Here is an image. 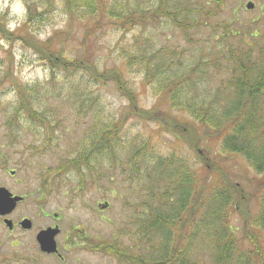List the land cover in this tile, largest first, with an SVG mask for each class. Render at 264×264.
Wrapping results in <instances>:
<instances>
[{
  "label": "trees",
  "instance_id": "16d2710c",
  "mask_svg": "<svg viewBox=\"0 0 264 264\" xmlns=\"http://www.w3.org/2000/svg\"><path fill=\"white\" fill-rule=\"evenodd\" d=\"M227 1L156 0L155 6L145 8L140 6L142 0H136L138 4L130 8L129 0H45L46 9L61 3L70 18L68 27L81 17L79 12L95 29L105 18L110 21L108 25L125 31L150 28L160 19L175 26L193 49H158L151 36H143L135 40L137 52L130 56L142 66L144 87L157 85L151 110L139 107L138 94L121 70L99 72L92 54L69 59L63 50H55L53 40L65 31H56L45 41L32 38L29 27L37 15L34 1L25 0L28 10L23 24L12 31L1 30L3 35L17 36L38 54L49 65L52 78L62 71L69 82L71 71L70 82H76V75L86 71L96 80L113 81L129 100L128 110L120 119L88 138L83 136L74 156L49 168L40 188L47 197L55 180L69 171L77 172L79 189L86 187V180L94 184L103 179L114 181L116 172L131 179L136 178L133 173L148 178L146 217H132L128 227L121 230L127 234L125 244L117 238L99 243L96 248L105 254H143L141 264H264V0L259 5V17L249 22L234 13L227 15ZM204 30L209 33L205 35ZM92 34L88 29L84 40L89 41ZM27 35L32 42L26 40ZM183 52H195L196 59L187 65ZM182 66L180 73L165 74ZM13 85L29 124L45 130L46 137L56 126L70 131L60 127V121L50 122L45 110L33 108L28 95L33 87L16 81ZM74 94L80 97L77 88ZM173 110L187 113L196 124L173 116ZM135 117L153 120L161 129L172 131L177 143L196 151L200 167L192 166L177 149L158 154L151 148V138H143L119 158L114 142L120 140L126 122ZM181 123L188 125L183 133L177 132ZM47 143L48 139L43 145ZM230 155L243 159L254 175L244 174L243 183L235 182V174L226 165ZM249 199L255 201V210L248 208ZM239 210L244 219L242 235L231 223Z\"/></svg>",
  "mask_w": 264,
  "mask_h": 264
},
{
  "label": "rangeland",
  "instance_id": "374dc122",
  "mask_svg": "<svg viewBox=\"0 0 264 264\" xmlns=\"http://www.w3.org/2000/svg\"><path fill=\"white\" fill-rule=\"evenodd\" d=\"M30 1H34L37 6V15L31 20L29 27L32 38L39 42L45 41L54 32L65 31L53 40L55 50H63L69 59L92 54V62L99 72L121 70L130 87L138 94L139 107L144 110L153 109L157 85H143L142 66L134 58H130L137 52L135 40L151 36L152 43L158 49H193L167 19H160L157 25L150 28L141 30L140 27H135L125 31L118 25L109 26L107 22L110 21L105 18L101 27L95 29L93 22L83 12H79L81 17L68 27L70 18L60 2L51 9H46L45 0ZM261 1L228 0L225 5L227 15L234 13L235 17L248 22L256 20L259 17ZM250 2L254 4L252 9L246 7ZM142 3L140 6L151 8L155 6L156 0H142ZM13 4L21 5L16 14H11ZM136 4V0L128 2L130 8H134ZM119 5L122 6L119 7L121 10L124 9L122 2ZM27 10L25 0H0V187L25 198L9 215L0 216V264H63L56 257L42 254L36 240L40 230L55 224L62 229L56 236V242L63 254H74L86 264H115L113 259L103 252H97L94 247L104 237L109 242L117 238L122 244L126 243L127 234L121 230L128 227L132 217L145 218L148 213L149 208L144 205L145 199L150 196L146 189L148 178L143 179V174L133 173L131 175L136 178L131 179L116 172L117 178L114 181L103 179L101 183L94 184L91 183L92 180H86V187L79 189L80 178L77 172L69 171L55 180V185L47 197L41 192V183L49 168L57 167L64 158L76 154L75 149L79 148L78 142L83 136L88 138L113 120L120 119L128 110L129 100L113 81L96 80L85 74L86 71L76 75V82H70L71 71H68L69 82L62 71L57 74L56 79L52 78L49 65L30 47L24 45L15 35L9 36L6 32L4 35L7 37H4L2 28L10 31L18 28L25 21ZM88 29L93 34L86 41L84 38ZM203 33L206 35L209 32L204 30ZM31 36L27 35L26 40L30 41ZM195 48L197 49V45ZM194 53L183 52V62L188 65L191 60H195L197 55ZM182 69L183 66L179 71L170 70L165 74L173 76ZM13 81L33 87V91L28 94L33 108L45 110L50 122L60 121L59 126H66L70 131L65 132L63 128L56 126L46 137L45 130L41 131L37 125L29 124L23 118V111L18 105V93L13 88ZM75 88L80 97L74 94ZM172 115L194 122L187 113L179 110H173ZM187 126L181 123L177 132L183 133ZM199 135H202V131ZM143 138H151V148L158 154L171 153L177 149V153L192 166H199L196 151L191 150L187 144L177 143L172 131L161 129L153 120H138L137 117L126 122L120 140L114 142L119 158L126 151L129 153ZM46 139L49 143L44 146ZM226 165L235 174V182L243 183L241 177L244 174L254 175L250 166L238 156H228ZM106 203H109V207L103 210L100 204ZM255 207V201L249 199L248 208L255 210ZM56 214L59 215V221L56 220ZM6 218L15 224L28 218L33 229L26 231L17 226L10 231L3 223ZM243 220L240 210L231 220L239 235L245 232ZM84 231L90 237L87 244L77 247L74 252L67 253L63 250L66 243L72 249L74 236L82 235ZM246 231L249 229L246 228ZM90 241H93L92 244ZM75 262L70 260L65 264H76Z\"/></svg>",
  "mask_w": 264,
  "mask_h": 264
},
{
  "label": "flooded vegetation",
  "instance_id": "af4514ba",
  "mask_svg": "<svg viewBox=\"0 0 264 264\" xmlns=\"http://www.w3.org/2000/svg\"><path fill=\"white\" fill-rule=\"evenodd\" d=\"M25 200V198L23 197V200L21 201V202H19V203H22L23 201ZM18 203V204H19ZM105 205H107V206H104V205H102V204H100V206H101V208L103 209V210H105V209H107L108 207H109V203H106ZM16 209V208H15ZM14 209V210H15ZM13 210V211H14ZM12 211V212H13ZM55 216H57V218H56V220H58L59 221V215L58 214H56ZM24 219H27V218H23L18 224H15L14 222H13V227L12 228H8L10 231H13L17 226H19V227H21L23 230H32L33 229V225H31V227L29 228V229H25V228H23L22 227V225H21V222L24 220ZM4 221V220H3ZM48 228H59V232H62V229L60 228V226L59 225H57V224H55V225H51V226H47V228H44V229H42V230H45V229H48ZM42 230H40V231H42ZM39 231V232H40ZM60 234V233H59ZM68 238V237H67ZM89 239H90V237L86 234V232L84 231V234H77V235H75L74 236V238H73V244H72V249H69L68 247L70 246V245H68L67 243H66V246H63V250L64 251H66L67 253H69V252H74L76 249H77V247H81L82 245H84V244H87V242L89 241ZM36 240H37V236H36ZM94 240V239H93ZM108 239L106 238V237H104V238H101V240L99 241V243H101V242H103V241H107ZM91 242V244H92V242L93 241H90ZM37 243H38V241H37ZM57 243V242H56ZM89 245L90 247H92V245ZM38 246H39V248H40V245H39V243H38ZM57 248H58V251L57 252H53V253H48V252H44V251H42L41 249H40V251H41V253L42 254H46V255H50V256H53V257H56V258H58L59 259V261L61 262V263H63V264H65L67 261L69 262L70 260L71 261H76L75 263L76 264H86L85 262H83V261H81V258H79V257H76V256H74V254H63L62 252H61V250H60V247L58 246V244H57ZM93 248V247H92ZM94 250H97V252H103V253H105L102 249H97V248H95L94 247ZM104 255H106V256H108L110 259H113L114 260V262H115V264H141L140 263V261H142L141 259H142V256H143V254H104ZM133 258H139V261H134L133 260Z\"/></svg>",
  "mask_w": 264,
  "mask_h": 264
},
{
  "label": "water",
  "instance_id": "95a60500",
  "mask_svg": "<svg viewBox=\"0 0 264 264\" xmlns=\"http://www.w3.org/2000/svg\"><path fill=\"white\" fill-rule=\"evenodd\" d=\"M248 9L254 8L253 3H248L246 5ZM23 200V197L13 195L8 189L0 187V216L9 215L18 205L19 202ZM107 206V205H104ZM4 224L10 229L13 227V221L10 219H4ZM21 225L25 229H29L32 225L30 219H24ZM59 228H48L40 231L37 234V241L40 245V249L44 252L53 253L57 252L56 236L59 233Z\"/></svg>",
  "mask_w": 264,
  "mask_h": 264
},
{
  "label": "clouds",
  "instance_id": "9594fccd",
  "mask_svg": "<svg viewBox=\"0 0 264 264\" xmlns=\"http://www.w3.org/2000/svg\"><path fill=\"white\" fill-rule=\"evenodd\" d=\"M20 7H21V5H19V4H13V5H12V13H11V14H16V13H18L19 10H20Z\"/></svg>",
  "mask_w": 264,
  "mask_h": 264
}]
</instances>
